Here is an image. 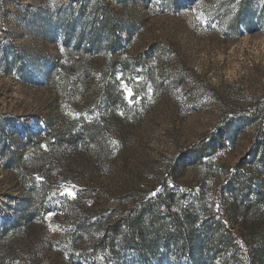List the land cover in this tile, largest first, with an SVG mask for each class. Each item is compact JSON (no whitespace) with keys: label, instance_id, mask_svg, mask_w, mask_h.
Wrapping results in <instances>:
<instances>
[{"label":"rangeland","instance_id":"obj_1","mask_svg":"<svg viewBox=\"0 0 264 264\" xmlns=\"http://www.w3.org/2000/svg\"><path fill=\"white\" fill-rule=\"evenodd\" d=\"M263 126L264 0H0V264H264Z\"/></svg>","mask_w":264,"mask_h":264},{"label":"trees","instance_id":"obj_2","mask_svg":"<svg viewBox=\"0 0 264 264\" xmlns=\"http://www.w3.org/2000/svg\"><path fill=\"white\" fill-rule=\"evenodd\" d=\"M95 19H96V22L98 24V22H99L98 18H95ZM263 131H264V128L259 127L257 129L256 138L253 140V143H252V148L254 147V149H258L256 151V157H258V160H257V158L252 157L250 163L252 164V163H254L255 159L257 160V162H256L258 164L257 174L262 179V180L259 179V180H253L252 181L253 183H255L256 189H257L256 198H258V202H260V204L262 206V213L261 212H258V213L252 212L251 213V215L253 216V218H252L253 220H259L261 217L264 216V133H263ZM82 140L88 142L90 140L93 141L94 139H93V137H89V139L88 138H85V139L82 138ZM243 186H245V188H246V186H249V185H247V184L240 185L241 191L243 190ZM237 191H239V189H237ZM41 196H42V198L40 201H43V202L39 203V206L36 207L37 213L40 212V210H42L44 206H47V204L45 203V199L50 198V196L47 193H43ZM240 209L242 210V208H240ZM250 209H251V211L254 210L255 206H253V208H250ZM241 210L238 213L240 216L243 215V212ZM153 218L154 217L149 219V221L152 220ZM125 225H126L127 229H129V230L131 229V231L135 232L137 235L139 233H141L142 231H145L144 224L140 225L137 221H134L133 219L128 220L125 223ZM154 235L156 236L157 233H154Z\"/></svg>","mask_w":264,"mask_h":264},{"label":"snow or ice","instance_id":"obj_3","mask_svg":"<svg viewBox=\"0 0 264 264\" xmlns=\"http://www.w3.org/2000/svg\"><path fill=\"white\" fill-rule=\"evenodd\" d=\"M68 195L70 196V195H72V193H71V192H69V193H68Z\"/></svg>","mask_w":264,"mask_h":264}]
</instances>
